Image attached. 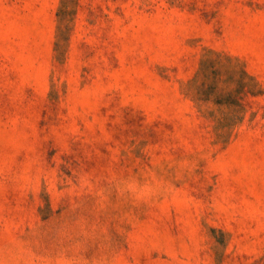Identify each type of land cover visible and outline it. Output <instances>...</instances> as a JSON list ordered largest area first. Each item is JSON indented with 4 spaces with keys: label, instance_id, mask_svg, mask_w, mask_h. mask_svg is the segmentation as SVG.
I'll use <instances>...</instances> for the list:
<instances>
[{
    "label": "rangeland",
    "instance_id": "obj_1",
    "mask_svg": "<svg viewBox=\"0 0 264 264\" xmlns=\"http://www.w3.org/2000/svg\"><path fill=\"white\" fill-rule=\"evenodd\" d=\"M0 264H264V0H0Z\"/></svg>",
    "mask_w": 264,
    "mask_h": 264
}]
</instances>
